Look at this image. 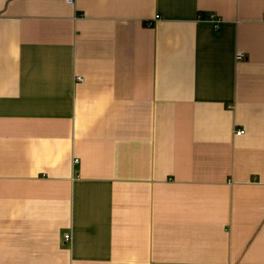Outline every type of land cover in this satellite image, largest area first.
Listing matches in <instances>:
<instances>
[{"label":"crops","instance_id":"1","mask_svg":"<svg viewBox=\"0 0 264 264\" xmlns=\"http://www.w3.org/2000/svg\"><path fill=\"white\" fill-rule=\"evenodd\" d=\"M0 264H264V0H0Z\"/></svg>","mask_w":264,"mask_h":264},{"label":"built area","instance_id":"2","mask_svg":"<svg viewBox=\"0 0 264 264\" xmlns=\"http://www.w3.org/2000/svg\"><path fill=\"white\" fill-rule=\"evenodd\" d=\"M67 2H69V3H74L75 2V0H66ZM213 16V15H212ZM158 17V16H157ZM244 53H238V55H237V58H239V59H241V58H244ZM78 80H82V77H78L77 78ZM245 133V129H237V131H236V135H242V134H244ZM66 237L68 238L69 237V235H66Z\"/></svg>","mask_w":264,"mask_h":264}]
</instances>
